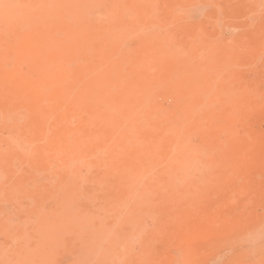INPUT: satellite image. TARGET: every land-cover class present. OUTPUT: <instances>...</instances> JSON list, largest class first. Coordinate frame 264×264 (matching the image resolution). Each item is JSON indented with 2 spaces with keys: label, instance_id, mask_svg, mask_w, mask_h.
<instances>
[{
  "label": "bare ground",
  "instance_id": "bare-ground-1",
  "mask_svg": "<svg viewBox=\"0 0 264 264\" xmlns=\"http://www.w3.org/2000/svg\"><path fill=\"white\" fill-rule=\"evenodd\" d=\"M236 4L264 0H0V264H54L65 251L69 264H116L144 217L197 264L200 238L236 231L237 204L261 186L229 173L257 153L236 126L258 92L238 68ZM80 190L97 210L82 221L45 205Z\"/></svg>",
  "mask_w": 264,
  "mask_h": 264
},
{
  "label": "rangeland",
  "instance_id": "rangeland-1",
  "mask_svg": "<svg viewBox=\"0 0 264 264\" xmlns=\"http://www.w3.org/2000/svg\"><path fill=\"white\" fill-rule=\"evenodd\" d=\"M242 5L243 4H236L235 6L232 7L231 12L229 13L231 14L229 15V17H231V20L235 21V23L237 21V23L241 25V29L240 27H238L237 29H234L233 31L238 32L240 35L244 34L243 36L246 42L245 47H247L245 48L244 56L246 57H244V64L238 68H240V71L242 70L241 76L243 80L246 82L247 86L249 85L248 87H252L255 85L254 88L258 92L255 91L257 92L255 93V96L257 98V104L255 106H252L255 108L252 109V112L250 114H247V116L245 117V120L247 119V121L243 120L244 121L243 124L242 123L241 125L237 124L236 126L239 127L240 134H244L246 132V135L245 134H244L245 136L243 135L245 139L251 136L254 137L253 139H254V144H255V151H257V153L255 151H254L255 154L249 153L248 154L249 156L248 155L247 156L250 159L246 156L247 159H249L248 162L251 163V165H249V163H247L248 166L244 165L241 168L243 171L241 169L231 168L229 170V173L233 176L236 174L235 175V177L237 176L236 178H239V179L244 178L240 180L241 182H244V180L247 179L245 180V182L247 181L248 183L251 182L253 184L260 182L261 186H259V190L254 192L255 194L251 193L250 201L248 202V204H247V201L245 202V200L237 204L238 207L236 209V212L239 213V215L242 214V216L244 214L245 220H243L242 223H238V225L235 227L236 229H234L236 231H232L231 229H228L227 232L229 233H227L226 230L224 232L222 230L223 233H221V230H220L219 233L218 232L215 233L214 236L202 237L199 239L198 243L201 246L200 248L201 251L197 255L190 256V259L196 260L197 264H264V200H263L264 199V188H263L264 187V97H263L264 96V10H263L264 7L259 8V11L258 9L248 11L246 9V6L243 5L245 7L244 8ZM204 7L205 8L203 12L211 9L212 5H206ZM223 7H225L224 2H223ZM234 12L237 13V16ZM255 13H256V16L254 15ZM250 16L252 18H250ZM243 17H246L248 19L246 20V18H243ZM254 17L255 18L257 17L258 19L256 18L257 19L256 20ZM251 19H252L251 21L252 24L250 23ZM208 25H209L208 28H212L211 23H209ZM246 27H248V29ZM246 33H247V36L245 35ZM248 39H250L249 41L251 40L252 41L249 42ZM257 39L260 42H258ZM25 66L26 65H21V68L23 70H26ZM247 125L249 127H247ZM243 129L245 132L243 131L242 133ZM5 132L7 131L4 130L3 135L7 134ZM248 133H250V136L248 135ZM246 140H249V139H246ZM259 141L261 142L259 143ZM231 159L230 161L232 163L233 159L232 160ZM80 171H81V174L84 176L86 173L85 166H81ZM233 171L235 174L233 173ZM241 173L243 176L244 175L245 176L241 177L242 176ZM252 174L254 175L252 176ZM256 193H258L259 196ZM67 196L69 197L65 200V194L63 197L58 192L55 193V195L52 193V195L46 199L45 205L51 208L50 212H52V214H56L57 216L62 215V217L69 219V221H72L75 218L78 219L79 221H82L86 219L88 215L92 214V212L96 213L97 211L96 206H94L95 204L93 203L91 195L87 191L80 190L77 193H73ZM215 198H216L215 201H218L221 199L219 195L215 196ZM0 205H1V201H0ZM23 209L27 210L28 209L27 205L23 206ZM254 214H256V219L254 218L255 217ZM251 215H252V218H251ZM72 217L73 219L71 220ZM9 219L12 224H18L21 221L20 215L15 214L14 212H12V214L9 216ZM139 220L136 225L137 230L135 231L134 229L131 233V239H130L131 244H132V241L133 243H135L134 245L132 244L131 246V249H130L131 252H127V253L124 252L122 254V256H124V259L119 260L116 264H127V262L128 264L129 263L132 264L133 257L132 256L129 257L130 255H134L135 256L134 258H144V259L149 260V259H153L154 257H156L158 253H159V256L161 253L165 255L167 259H169V256L173 255L174 257L172 256V258L174 260L172 259L173 260L172 264H179V263L187 264V259L184 258L185 256L183 255L184 250L181 247H177L173 245L170 248H168L167 240L170 239L169 238L170 236L169 235L166 236L165 233H163L164 230L161 232L162 230L161 227H165V224L162 220H160L159 218L156 219L153 217L152 218L144 217ZM246 220H249L250 222ZM74 221L75 220H73L72 222ZM102 221H103V224L106 226L107 230H109L114 225V224H111V223H114V219L112 218H109V220L108 218H105ZM157 228L158 230H156ZM134 232L135 234H138V235L133 234ZM115 233L117 234L118 232H115ZM113 235H108L109 240L115 238V234ZM122 236H125L124 233ZM148 237H150L149 240H148ZM148 242L150 243L149 245L146 244ZM152 243L154 245H152ZM156 248L158 249L159 252H156L157 255H153V253L155 254ZM153 249L155 251H153ZM165 250L168 252H166ZM205 254L206 255L208 254L207 257H205L206 256ZM203 258L205 259L203 260ZM72 259H73V256L69 253H66V251L62 253H57L54 256V264H69ZM176 260H177V263H176Z\"/></svg>",
  "mask_w": 264,
  "mask_h": 264
}]
</instances>
